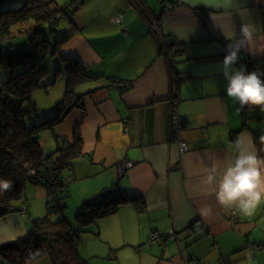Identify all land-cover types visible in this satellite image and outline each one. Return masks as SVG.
Segmentation results:
<instances>
[{
	"label": "crops",
	"instance_id": "1",
	"mask_svg": "<svg viewBox=\"0 0 264 264\" xmlns=\"http://www.w3.org/2000/svg\"><path fill=\"white\" fill-rule=\"evenodd\" d=\"M128 1L88 0L78 8L75 24L66 22L77 33L60 56L80 62L88 74L104 80L77 90L86 95V111H76L68 119L77 117L75 123H83V156L68 171L69 194L58 219L79 226L82 207L100 204L113 196L106 195L109 189L118 187L114 195L128 202L114 215L86 227L83 234L89 237L85 244H99L92 239H100L94 264L193 260L249 264V253L251 264H264V201L253 215L245 216L236 208L220 206L215 182L204 183L213 168L218 180L234 161L238 137L243 147L251 140L261 158L254 134L238 133L243 127L242 109L227 97L219 65L226 46L240 37L243 24L254 27L257 38L251 51L247 47L241 51L252 59L264 57V0H174L172 10L161 0H152L153 8L148 2L147 7L140 4L143 13ZM147 15L159 24L164 42L178 46L164 51L162 41L147 26ZM185 72L190 79L181 81ZM178 97L186 123L177 139L170 127L171 101ZM179 140L187 143L188 152L182 153ZM126 161L134 166L121 175L119 166ZM76 164L82 166L78 172L88 166L97 171L82 176L76 174ZM42 190L37 192L39 200L43 205L46 195L48 205V194ZM72 195L82 201L75 223L67 215ZM33 229L28 211L9 215L0 220V236L16 238L0 247L28 237ZM155 231L179 234L166 247L155 248L150 243ZM127 247L135 250L133 257ZM81 255L84 258L82 250ZM32 264L53 263L44 257Z\"/></svg>",
	"mask_w": 264,
	"mask_h": 264
},
{
	"label": "trees",
	"instance_id": "2",
	"mask_svg": "<svg viewBox=\"0 0 264 264\" xmlns=\"http://www.w3.org/2000/svg\"><path fill=\"white\" fill-rule=\"evenodd\" d=\"M1 1L0 42L13 37L14 27L32 22L35 28L32 31H18L20 35L28 37L29 49L18 53L0 49V179L12 182L9 191L0 192V220L22 210L29 183L46 190L48 214L43 219L33 221L34 229L28 237L1 246L0 257L3 264H32L44 257H49L53 264H88L80 253V241L82 235L87 233L86 227L98 219L114 215L128 201L114 195L119 192L118 187H114L111 188L113 192L109 189L106 193L113 196L105 198L100 204H85L82 207L77 215L80 225L76 228L63 218L53 221V214L63 215V205L70 189L68 171L83 156V123L78 124L70 139L65 138L56 150L47 153L40 142V136L45 131L64 125L74 112L85 113L86 95L77 93L80 86L104 80L103 77L88 74L80 62L60 56L61 50L77 33V28L70 25V30L62 31V23L75 24L78 8L88 0H71L62 8L55 7L57 0L49 3H45L46 0H27L24 5L28 6L26 9H16L17 0L4 1L9 4L8 7H4ZM130 1L138 6L142 1L147 7V0ZM161 1L164 6V0ZM44 27L49 29L48 35L44 33ZM60 28L62 39L52 43V39L59 36ZM176 46L178 43H166L168 50ZM50 57H59L60 62L65 64L67 83L63 100L55 107V117H45L41 121V110L32 95L35 90L47 89L54 84H45L49 76L47 62ZM236 66L246 71L264 72V57L252 59L241 51ZM2 74H6V77L1 78ZM181 78L183 81L190 79V76L185 72ZM242 115L243 127L238 133L252 132L256 147L264 159V141L260 139L264 136V111L259 107H244ZM256 124L258 129L251 130L250 126Z\"/></svg>",
	"mask_w": 264,
	"mask_h": 264
},
{
	"label": "clouds",
	"instance_id": "3",
	"mask_svg": "<svg viewBox=\"0 0 264 264\" xmlns=\"http://www.w3.org/2000/svg\"><path fill=\"white\" fill-rule=\"evenodd\" d=\"M146 17L153 18L151 15ZM256 38L254 27L243 24L240 37L226 46V54L219 66L220 73L227 81V97L237 102L241 109L259 107L261 111H264V79H262L264 72L246 71L243 67H236L241 50L247 47L251 51ZM229 40L233 41L231 38ZM260 139L264 141V136ZM236 146L238 149L236 158L222 170L219 179L217 180L216 169L213 168L206 176L204 183L212 185L215 182L214 195L220 206L236 208L243 215L251 216L264 201V159L259 158L251 140L248 141L247 147H243V140L238 137ZM11 188L10 180L0 179V192H7ZM178 233L176 232V238ZM15 238L14 235L5 234L0 236V243ZM247 259L251 264L250 253Z\"/></svg>",
	"mask_w": 264,
	"mask_h": 264
},
{
	"label": "rangeland",
	"instance_id": "4",
	"mask_svg": "<svg viewBox=\"0 0 264 264\" xmlns=\"http://www.w3.org/2000/svg\"><path fill=\"white\" fill-rule=\"evenodd\" d=\"M6 0H2V5L4 7H8L9 4L7 2H4ZM52 0H46L45 3H49ZM70 0H57V8H62L64 7ZM128 1V0H127ZM152 0H147L148 4ZM165 1V0H164ZM27 0H17L15 3V8L16 9H22L24 5L26 4ZM129 2V1H128ZM150 5V4H149ZM28 6L24 7L26 9ZM139 10H142V13L144 11V8L142 6L139 7ZM150 8H153L152 5H150ZM146 19V18H145ZM33 23H29L26 25H21L20 27H14L13 28V37L11 39L1 41L0 42V49H4L9 53H18L24 50L29 49V41L27 36H22L20 35V32L23 30L24 32L26 30L32 31L35 27H33ZM159 25V24H158ZM59 27V26H58ZM160 27V26H159ZM15 29V30H14ZM71 27L66 23V21H63L62 23V31L70 30ZM44 33L46 35L49 34V29L44 27L43 28ZM60 34L57 38L52 39V43H54L57 40H61V28L59 29ZM153 33V32H152ZM47 66L49 69V76L45 84H53L50 88L47 89H38L33 92V99L35 103L38 105L39 109L41 110V121L44 120L45 117L48 119H53L56 115L55 112V107L56 105L63 100V97L65 95V90H66V74H65V64L60 62L59 57L52 58L50 57L47 62ZM61 68L62 70H57ZM6 77V74H2L1 78ZM77 121V117L74 119L70 118L68 121L61 126H58L55 128V130H48L45 131L41 136H40V142L42 143V146L44 150L49 153L52 150H56L58 146H61L63 144V141L65 138H69L71 131L73 129L74 125H77L75 123ZM250 129L253 131H256L258 129V124L256 125H251ZM60 136V137H59ZM59 137V139H58ZM80 159H78L79 161ZM81 161V160H80ZM84 162V161H83ZM81 166L79 164H76L75 166V172L76 174H80L84 176L85 174H90L92 172H95L97 170H93L94 167H86L85 170H81V172H78V167ZM82 167V166H81ZM95 178H92L91 181L93 183ZM90 181V182H91ZM78 184V183H77ZM39 188V189H38ZM42 187L35 186L31 183H29L26 187L25 195H24V200L27 203L28 209H26V213H24L22 210L21 212L23 214H27V211L32 217L33 221L37 220V218H44L48 214V208H47V196L44 195V203L42 205V202L39 200V192L38 190H42ZM42 191H46L43 189ZM82 201L78 203V201L74 198L72 195L71 200L68 203V211L67 215L73 223L76 222V209L81 206ZM42 205V206H41ZM24 206V205H23ZM21 207L24 208V207ZM41 206V207H40ZM39 215V216H37ZM28 216V215H27ZM29 217V216H28ZM53 221H57L59 218V214L55 213L51 216ZM83 239L80 244V253L81 250L84 255V259H88L90 264H94L97 259L95 255H97L98 249L97 246L100 244V239L98 236L96 238L92 239L93 241L99 243V244H85V241L89 238L86 235H82ZM85 240V241H84ZM159 245H155L153 247L158 248ZM127 253L129 252L130 257H133L135 255V250L132 248L127 247L126 248ZM82 256V255H81ZM122 259V258H121ZM100 264H107L104 263L103 261H100Z\"/></svg>",
	"mask_w": 264,
	"mask_h": 264
},
{
	"label": "built area",
	"instance_id": "5",
	"mask_svg": "<svg viewBox=\"0 0 264 264\" xmlns=\"http://www.w3.org/2000/svg\"><path fill=\"white\" fill-rule=\"evenodd\" d=\"M145 1V0H144ZM142 3V1H141ZM165 5L166 8L172 9L175 7L173 0H165ZM146 23L149 29L156 34L159 39L162 41V48L165 51L166 48V43L164 42L163 38V33L161 28L159 27L158 23L154 18L151 17H146ZM171 133L175 136V138H179L180 133L182 132L183 128L185 127V117L181 113V101L180 99L174 98L171 101ZM179 144L181 147L182 153H186L189 150V147L186 142H183L179 140ZM134 166L133 162L126 161L123 164L119 166V172L121 175H125L127 173L128 169H131ZM114 190L111 189L110 192H113ZM57 203V200L56 202ZM54 203V204H55ZM22 211L26 213L27 206H23ZM176 239V232L171 231L170 233H162L160 231H155L151 235L150 243L152 245H159V246H165L166 242L169 240H174ZM191 264H208L206 262H198V261H193Z\"/></svg>",
	"mask_w": 264,
	"mask_h": 264
},
{
	"label": "water",
	"instance_id": "6",
	"mask_svg": "<svg viewBox=\"0 0 264 264\" xmlns=\"http://www.w3.org/2000/svg\"><path fill=\"white\" fill-rule=\"evenodd\" d=\"M157 22V21H156ZM179 234V233H178ZM178 234H177V236H178ZM177 239V238H176ZM176 239H174V240H169V241H167L166 242V244H168L170 241H175Z\"/></svg>",
	"mask_w": 264,
	"mask_h": 264
}]
</instances>
